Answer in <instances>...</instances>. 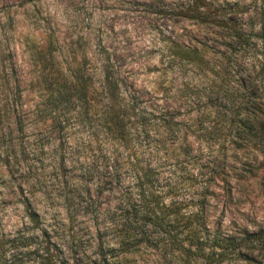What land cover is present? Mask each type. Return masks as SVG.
<instances>
[{"label":"rangeland","instance_id":"374dc122","mask_svg":"<svg viewBox=\"0 0 264 264\" xmlns=\"http://www.w3.org/2000/svg\"><path fill=\"white\" fill-rule=\"evenodd\" d=\"M105 59L122 82L132 120L127 141L110 143L103 127ZM78 69L92 88L89 104L63 113L71 128L65 147L47 144L55 132L33 111ZM2 74L15 76L21 98L8 111L0 103V264H49L48 250L59 261L91 264L102 228L92 221L95 209L134 239L116 247L119 264H177L163 245L167 235L138 223L142 191L165 221L181 203L203 217L209 239L230 240L229 259L218 264H264V242L253 255L239 247L242 233L264 229V0H0ZM110 166L121 175L112 189ZM148 167L151 180L133 186L132 168ZM87 172L91 199L72 223L63 197ZM45 203L60 231L72 227V251L71 238L56 235L62 247L53 250L50 236L34 228L30 213Z\"/></svg>","mask_w":264,"mask_h":264},{"label":"trees","instance_id":"16d2710c","mask_svg":"<svg viewBox=\"0 0 264 264\" xmlns=\"http://www.w3.org/2000/svg\"><path fill=\"white\" fill-rule=\"evenodd\" d=\"M200 14H198L199 16ZM198 19V18H197ZM237 37L240 38L241 34L238 33ZM51 58H54V50H49ZM196 52V51H192ZM101 75L102 80L98 85V94L101 96V101L104 102V112H103V127L105 129V134L108 136L111 143V137L117 141H127L128 130L132 124L130 114L126 108L125 99L121 97L120 87L121 80L119 74L114 67V64L109 62L108 59H105L101 64ZM13 82L15 87L12 91L8 85L10 82ZM88 77L79 72V69L74 73L70 74L68 77H63L62 80L55 82L56 86L52 87V92H50L48 99L45 102V106L42 108H36L33 111V118L35 122H49L48 128L54 131L55 133L51 136L47 144H51L53 140L59 143L60 148L65 144L69 143L71 128H68V120L66 119V113L73 111L79 102L89 104L86 101H89L90 96L89 92L92 90L90 88ZM6 90H4V87ZM0 103H3L2 108L5 111H8L9 103L16 102L21 98L20 89L18 86V81L13 75H0ZM10 90V91H9ZM12 91V92H11ZM128 104V103H127ZM61 106L59 114L57 113V107ZM132 109L134 107H131ZM3 109V110H4ZM0 108V115H1ZM65 112V115L63 114ZM152 114L148 111H144L142 117H150ZM2 116H0L1 118ZM62 117V118H61ZM65 117V119H63ZM146 119V118H145ZM149 120V119H147ZM14 123L18 125V131H22L24 121L20 115L15 116ZM148 123H150L148 121ZM170 127V123H168ZM51 141V142H50ZM54 142V141H53ZM55 143L53 150L55 148ZM59 148V149H60ZM57 150V149H55ZM64 154L60 155L59 162L64 163ZM57 157L53 156L51 159L55 160ZM151 167H148L146 170L140 169L135 170L132 168V175L130 178V183L133 186L138 188H143L148 181L151 180L150 176L152 174ZM83 173L80 176L81 182L74 184V191H71L70 194L66 193L63 197L65 201V208L67 209V216L70 222H77L78 213L81 212V209H84L83 203H86V198L89 197L90 190L88 189L89 184L87 178L89 176ZM108 179L110 180L111 189L112 186L118 184L121 181V175L118 174L116 168L109 167ZM41 182L37 181V185L40 186ZM85 190V192L83 191ZM153 197V194H151ZM47 201H51L49 198H46ZM138 200L140 201V210L138 223L141 225V228L146 227L162 230L161 232L167 235V242L163 245L166 249H172V258L176 261L177 264H190L191 261L201 260L203 264H212L226 261L229 259L230 252L228 249L233 246L229 243L230 240L225 242L219 241L216 237H209L206 235L208 233V227L206 226L203 217L196 212H183V206L181 203H178L175 208L176 218L170 220L165 217V215L160 216L156 213V208L151 206L152 201L145 196L144 191L138 194ZM50 204L44 205L45 211L38 212L33 211L30 213L32 224L34 228H41L44 235H48L51 238L50 246L53 250H58L62 247L58 243V237H69L72 240L68 241L67 249L72 251L76 246L75 234L71 231L72 227L67 230L60 231V228L57 226V222L54 219L53 215H48L46 210H51L49 207ZM157 206V205H156ZM86 209V207H85ZM96 212L92 221H96L99 224H102V228H96L97 234V245H96V256L91 260V264H119V256L113 252L117 249L124 250L128 249L131 246H134V239L130 237V231L125 228L124 230L117 229V221L113 215H110L108 218H101L103 216L99 210H93V213ZM90 212L80 213L81 217L85 214L88 215ZM41 214L42 216L40 217ZM50 216V217H49ZM104 217V216H103ZM107 219V220H106ZM78 224V223H77ZM72 226V225H71ZM172 227L174 233L170 232L168 228ZM118 233L120 240L118 241H109L105 242L103 240L104 236L108 234ZM147 232L141 230L138 233V236L143 237ZM148 234H150L148 232ZM243 238L239 247L244 250L250 251V254L253 255L255 250H259L261 245L264 242V229H260L255 232H244L242 233ZM53 238V240H52ZM111 245V246H110ZM236 247V246H235ZM49 264H69L74 263V256H66L63 261H59L58 255H55L53 252L48 250Z\"/></svg>","mask_w":264,"mask_h":264}]
</instances>
